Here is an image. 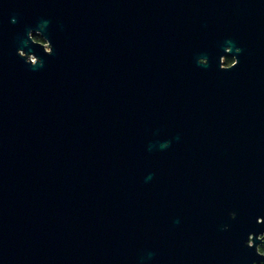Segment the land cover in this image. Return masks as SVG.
Masks as SVG:
<instances>
[{
	"label": "water",
	"instance_id": "1",
	"mask_svg": "<svg viewBox=\"0 0 264 264\" xmlns=\"http://www.w3.org/2000/svg\"><path fill=\"white\" fill-rule=\"evenodd\" d=\"M261 231L264 0H0V264H250Z\"/></svg>",
	"mask_w": 264,
	"mask_h": 264
},
{
	"label": "clouds",
	"instance_id": "2",
	"mask_svg": "<svg viewBox=\"0 0 264 264\" xmlns=\"http://www.w3.org/2000/svg\"><path fill=\"white\" fill-rule=\"evenodd\" d=\"M34 42L40 43L41 40L39 38H33ZM47 47V45H46ZM237 53L240 51L239 48H236ZM19 55H24L23 53H18ZM32 57L31 55L28 56V60H31ZM238 63V58L237 56L230 58L229 60L225 61L222 65L221 68L222 70H228L236 66ZM230 216H235V213H231ZM224 229L228 228V225L223 226ZM254 236H255V241H258V243H254ZM244 244L249 247L253 248L255 250V254L258 255L259 257H264V231L258 232V233H252L249 232L247 234V238L244 241ZM250 264H264V260H251Z\"/></svg>",
	"mask_w": 264,
	"mask_h": 264
},
{
	"label": "flooded vegetation",
	"instance_id": "3",
	"mask_svg": "<svg viewBox=\"0 0 264 264\" xmlns=\"http://www.w3.org/2000/svg\"><path fill=\"white\" fill-rule=\"evenodd\" d=\"M229 51V49H227V52ZM235 56H237L236 54H233V55H230V54H224L223 55V57H222V59H221V62H222V64L225 62V61H227V60H229L230 58H232V57H235ZM237 58H239V56H237ZM238 64V63H237ZM262 221V219L261 218H259L258 219V222H261ZM254 243H258V241H255V236H254ZM263 260H264V257H261Z\"/></svg>",
	"mask_w": 264,
	"mask_h": 264
},
{
	"label": "trees",
	"instance_id": "4",
	"mask_svg": "<svg viewBox=\"0 0 264 264\" xmlns=\"http://www.w3.org/2000/svg\"><path fill=\"white\" fill-rule=\"evenodd\" d=\"M33 37H34V38H39V39L41 40V42H44V40H43L39 35H37V34L34 35ZM44 43H45V42H44Z\"/></svg>",
	"mask_w": 264,
	"mask_h": 264
},
{
	"label": "snow or ice",
	"instance_id": "5",
	"mask_svg": "<svg viewBox=\"0 0 264 264\" xmlns=\"http://www.w3.org/2000/svg\"><path fill=\"white\" fill-rule=\"evenodd\" d=\"M203 62V61H202ZM233 218H234V216H233Z\"/></svg>",
	"mask_w": 264,
	"mask_h": 264
}]
</instances>
